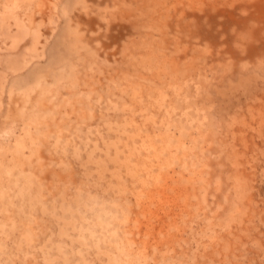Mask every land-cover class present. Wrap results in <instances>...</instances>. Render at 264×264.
Masks as SVG:
<instances>
[{"label": "rangeland", "instance_id": "rangeland-1", "mask_svg": "<svg viewBox=\"0 0 264 264\" xmlns=\"http://www.w3.org/2000/svg\"><path fill=\"white\" fill-rule=\"evenodd\" d=\"M262 129L264 0H0V264H264Z\"/></svg>", "mask_w": 264, "mask_h": 264}, {"label": "bare ground", "instance_id": "bare-ground-1", "mask_svg": "<svg viewBox=\"0 0 264 264\" xmlns=\"http://www.w3.org/2000/svg\"><path fill=\"white\" fill-rule=\"evenodd\" d=\"M261 131H262V133L264 134V129H262ZM260 138H261V137H260Z\"/></svg>", "mask_w": 264, "mask_h": 264}]
</instances>
